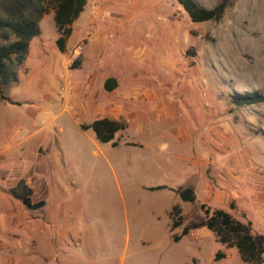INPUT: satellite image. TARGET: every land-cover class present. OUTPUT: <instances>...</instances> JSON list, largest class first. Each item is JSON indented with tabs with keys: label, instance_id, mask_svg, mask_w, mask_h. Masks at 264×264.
Returning a JSON list of instances; mask_svg holds the SVG:
<instances>
[{
	"label": "rangeland",
	"instance_id": "1",
	"mask_svg": "<svg viewBox=\"0 0 264 264\" xmlns=\"http://www.w3.org/2000/svg\"><path fill=\"white\" fill-rule=\"evenodd\" d=\"M196 1L224 4L222 18L193 23L176 0H87L64 53L53 11L41 21L0 99V161L8 187L25 177L46 205L0 221V264H241L203 203L264 235V102L238 103L264 96V0ZM99 94L129 126L116 148L78 125Z\"/></svg>",
	"mask_w": 264,
	"mask_h": 264
},
{
	"label": "trees",
	"instance_id": "2",
	"mask_svg": "<svg viewBox=\"0 0 264 264\" xmlns=\"http://www.w3.org/2000/svg\"><path fill=\"white\" fill-rule=\"evenodd\" d=\"M188 14L193 23L218 21L224 13V4L208 9L199 5L196 0H176ZM87 0H0V99L7 100L8 90L16 83L18 73L27 61L31 41L40 36V23L52 10L58 38L56 46L61 53L67 48L73 34V24L85 11ZM79 61L73 63L75 68ZM118 81L111 77L105 83L107 91L117 88ZM264 102V96L248 95L238 99L242 105ZM83 130H92L96 139L103 143H111L113 147L119 144L115 141L117 134L127 129V124L109 117L94 120L90 125H82ZM167 186L152 187L151 190H164ZM11 194L19 199L29 210H39L45 207L44 200H33L34 190L25 179H21L11 189ZM183 202L195 201V190L189 186L178 191ZM201 209L205 216L204 226L214 233L218 242L229 248H236L246 264H264V235L255 233L251 221H242L224 209L212 210L203 203ZM234 208V205L231 204ZM178 212L177 208H174ZM182 218L174 221L172 229L181 225ZM189 234V229L182 230L181 235H174L179 242ZM225 257L218 252L216 259ZM193 264H198L194 261Z\"/></svg>",
	"mask_w": 264,
	"mask_h": 264
},
{
	"label": "crops",
	"instance_id": "3",
	"mask_svg": "<svg viewBox=\"0 0 264 264\" xmlns=\"http://www.w3.org/2000/svg\"><path fill=\"white\" fill-rule=\"evenodd\" d=\"M82 17V15L80 16V18ZM79 18V19H80ZM77 21V20H76ZM75 21V22H76ZM74 25V24H73ZM73 33H74V29H73ZM73 37V34L72 36L70 37L69 41H68V44L70 43V40L71 38ZM67 44V46H68ZM30 53V52H29ZM29 56V55H28ZM28 59V58H27ZM115 78V77H114ZM117 79V78H116ZM107 91V90H106ZM108 92H112V91H108ZM105 93V92H104ZM101 94L104 96V94L102 93L101 91ZM101 94H99V97L97 98V101L95 100V103H93L91 105L90 108L88 107H85V110H87L89 113H88V117L87 119H91L89 120V123L88 124H85V125H90L94 120L96 119H101V118H104V117H109L113 120H116V121H119V122H123L125 123L121 117H122V110L120 112H111L110 115H107V108L102 104V99H103V96H100ZM128 118H124L127 120V123H129V120L134 118L131 114H128L126 115ZM79 127L81 130L82 129V125L83 124H79ZM127 131L129 130V126H127ZM83 131H86V130H83ZM89 131V130H87ZM129 142L126 143L127 146H133V145H128ZM119 146V145H118ZM117 146V147H118ZM113 147V146H112ZM116 148V147H114ZM6 152H9V151H0V154H5ZM0 167H4L5 168V171L4 173L0 176V221H2L3 219H5L6 217H10L14 214H20L22 212L23 215H21L22 217L26 216V213L24 211L27 212V210H29L19 199L15 198L12 194H11V189L17 185V183L21 180V179H25V177L19 179V181L14 184L13 186H10L8 187L7 186V183H6V180H5V177H6V173L9 171V167L8 165H6L5 163V160H1L0 161ZM26 180V179H25ZM27 181V180H26ZM27 183L29 184V182L27 181ZM30 185V184H29ZM31 186V185H30ZM164 186H167V185H164ZM32 187V186H31ZM168 187V186H167ZM33 188V187H32ZM152 188V187H151ZM34 189V188H33ZM168 190H173L172 188L168 187L167 188ZM181 190V189H180ZM179 191V190H178ZM177 191V192H178ZM41 201V200H40ZM35 202H38V201H35ZM3 204H7V208L5 209V211L2 210V205ZM2 210V211H1ZM33 211H37V210H33ZM40 232L39 234L41 233V231L43 230L42 227H40ZM0 230H1V227H0ZM21 236L25 239H27V237L31 234H28V231L25 230L24 232L21 230ZM38 234V235H39ZM239 256V261L241 262V264H246L245 262H243V260L241 259L240 255ZM39 258H35L37 260V262H40L41 260L43 261V257L42 256H38ZM40 259V260H39ZM39 260V261H38ZM44 264V262H43Z\"/></svg>",
	"mask_w": 264,
	"mask_h": 264
},
{
	"label": "built area",
	"instance_id": "4",
	"mask_svg": "<svg viewBox=\"0 0 264 264\" xmlns=\"http://www.w3.org/2000/svg\"><path fill=\"white\" fill-rule=\"evenodd\" d=\"M76 52L80 53L81 52V47H79Z\"/></svg>",
	"mask_w": 264,
	"mask_h": 264
}]
</instances>
